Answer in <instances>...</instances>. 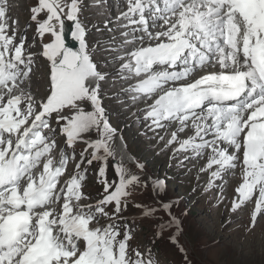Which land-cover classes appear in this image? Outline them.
Masks as SVG:
<instances>
[{
	"label": "snow or ice",
	"instance_id": "snow-or-ice-1",
	"mask_svg": "<svg viewBox=\"0 0 264 264\" xmlns=\"http://www.w3.org/2000/svg\"><path fill=\"white\" fill-rule=\"evenodd\" d=\"M30 11L39 36L51 37L42 51L50 65L49 92L39 99L22 87L32 71L33 55L26 53V36L17 38L16 29L9 30L6 0H0V264H145L138 251L135 259L129 255L130 232L118 240L117 226L101 227L98 216L108 215L102 206L112 202L119 213L125 190L138 183V177L117 165L119 183L109 193L113 185L102 166L98 176L108 194L94 206L84 205L79 203L84 175L61 184L68 156L62 154L57 161L50 155L56 146L48 119L53 113L57 123L66 121L60 131L69 148L82 134L99 132L100 138L88 143L93 149L89 164L112 155L108 141L115 130L102 107L100 84L108 74L86 43V28L78 18L80 2L37 0ZM65 16L73 22L71 36L78 50L65 44ZM121 18L127 21L123 27L131 30L121 33L119 50L128 59L117 57L122 61L118 73L124 80L140 78L124 91L133 101L159 91L145 111V121L153 131L166 127L164 121L178 124L167 141L179 143L177 152L201 155L210 148L206 168L217 166L210 186L222 173L242 165L243 183L236 189L239 200L233 201L232 210L258 191L250 225L255 227L257 216L264 213V0H127ZM217 66V71L190 80L199 70ZM178 81L188 82L177 86ZM86 103L92 111H84ZM65 109L75 114L69 118ZM189 121L195 136L177 141ZM101 150L104 155H97ZM154 187L162 190L165 182L158 180ZM61 195L62 211L54 215ZM169 207L164 205L165 210ZM173 223L178 227L175 218ZM147 264H153L151 259Z\"/></svg>",
	"mask_w": 264,
	"mask_h": 264
},
{
	"label": "rangeland",
	"instance_id": "rangeland-1",
	"mask_svg": "<svg viewBox=\"0 0 264 264\" xmlns=\"http://www.w3.org/2000/svg\"><path fill=\"white\" fill-rule=\"evenodd\" d=\"M13 1L15 3V5L13 6L14 16L21 22H23V24H25L26 30H29V33L27 35L25 33L26 30H24V32L20 34L19 30H16L17 36L24 35V33L26 35V38H28L29 36H35V33H38L37 25L34 21L31 20V17L27 18V7L30 5L29 7L31 9L32 7L36 6L37 1ZM84 1L85 0H83V2ZM110 1L112 4L110 13L109 11L101 13L102 16L109 13V17L105 21V23H107L106 28L102 31L100 36H94L93 33H91V38H93V43L95 44L94 49L96 52H100V50H102L101 48L103 47H105L103 49H109L108 47L115 46V44H113V39L109 37L108 33L109 29L112 26L117 25L116 22L118 20L115 19L117 18L118 10L115 9V4L112 3L113 0ZM81 9L83 10V8ZM83 12L85 14V11ZM85 20L87 22H84L82 26L86 28V33L90 34L91 31L88 27L89 25H91L90 23H92V20L90 17L85 18ZM20 21L16 22L17 29H20L22 26ZM105 23L102 21L100 23V26L104 27ZM158 23L162 24V22ZM93 26H95V24ZM36 37H40L39 34H37ZM40 39L41 43L39 44V47L42 48L46 40L44 39V37H40ZM87 45L89 46L88 43ZM89 49L91 50L90 46ZM98 56L102 58L105 57L103 52H101ZM37 61L38 60L33 59L32 71L29 73V78L27 81H25V84L22 85V87L25 88V86H27L28 92H31L32 95H36L38 98H43L47 94V87L50 83L48 64L47 62H44L43 59L39 60L38 63ZM105 67L106 69H110L109 73H115V65L109 66V63L106 62ZM206 73L209 72L203 71L201 75H204ZM186 82L188 81H183L179 84H183ZM118 86H120V82H115L110 79L103 84V87L107 88V92L104 94L105 104L103 103L102 107H104L105 109V114L108 120L111 121L109 123L110 127L115 130L112 139L108 141V147L112 152V155L108 156L106 159L93 160V162L95 164H98L102 161L106 162L108 160L107 163L110 164L113 163V159H116L119 160L118 165H121L122 162H125L121 166L127 171L129 176L134 175L138 177L139 182L134 183L133 185H129L125 190L127 195L121 198L120 213H122L123 210V213L125 214H135V211L132 207L137 205L148 206L156 210L157 212L161 200L168 201V199H170L171 201V203L168 204L170 205V207L168 208V214L165 215L159 211L154 221H141L144 227L143 230L138 233V239L141 240L140 243H137L139 244L138 246H142L145 250H151V247L149 245L152 236L151 228L145 227H152L151 223H158L157 225L159 226L161 222L164 226L162 233L159 231L162 230L161 225L156 230L154 229L153 233L158 235L161 234L160 236H164L165 239L169 238L172 241L175 240V235H171V237H169V235L164 232L165 230L170 229L171 218H175V221H177L182 227H184L181 238L186 248L189 250L195 264H264V213H261V215L257 216L255 227H251V217L253 212L255 211L256 201L252 202V204L248 207L239 208L240 210L238 209L236 211L232 210L233 201H238L236 189L241 183H243L242 167L238 173L229 171L227 173H222V179L213 181L210 186L209 182L212 179L211 172L214 171L217 166L212 171H210V169H207L205 167L206 160L209 154L202 156V152L201 156L197 155L195 157L196 154L192 152L190 154L184 155L183 157L185 158L182 160L183 164H185L186 167L190 169L188 173L192 177H178L177 180L180 179V181H176L174 184L172 181H170L172 176L174 174H181H176L179 171L175 170V146H172L170 148V150L175 149V151L173 152L174 155L171 164H169L167 152L162 155H160L159 153H155L161 146H151L150 143L155 142L149 141V139L152 137V135L150 134L151 130L150 128H148L143 132V125L140 121V119H142L141 116L143 113V110L141 111V109L146 107L147 104H138L136 106L128 105L127 107L123 108L120 102L121 99L118 96L120 92L117 89ZM83 107L84 111L86 112L92 111L90 103H86ZM69 112L73 113L75 112V110H69ZM53 123L56 124V120H53ZM57 126L58 124L55 125V127ZM54 129L56 131V128ZM169 129H171V127ZM47 131L48 130H45V132ZM142 133L143 135L141 136ZM156 134H164L165 137L171 138L172 132L166 131V127H163L157 129ZM89 135L93 139V141H96L100 138L99 132L95 129L91 130ZM178 136L181 138L187 137L182 135ZM90 149L91 148L88 147L86 152H88ZM119 149L125 151L124 153L122 150H120V153L124 154L126 156V159H120V156L117 153V150ZM206 153L208 152L206 151ZM129 154H133V156L139 161H145L147 167H144V170L139 171L133 166H128L127 161H129L130 159ZM97 155L103 156V150H101ZM121 157L123 158V156ZM139 164L142 165L140 162ZM167 166L169 171L166 170ZM108 167L109 168L107 172H105L106 178L107 181L113 185L114 181L110 179V165H108ZM201 169L206 170L202 171ZM40 170H42V163L40 165ZM74 170V165H69L68 163V168L66 171L70 172ZM145 171L150 174L151 177H153V182H156L158 180L165 181L164 197L156 198L153 193L155 192L157 196L156 191H163L164 188L162 190L156 188L152 192L150 188L148 189L145 186V180L143 179V175L146 176ZM81 174H83L85 177L81 182L82 199H85V197L90 199L95 195H99L100 197L107 195V193H104V189H102L101 184L97 182L99 179H96L86 173ZM68 175L69 173L66 174L65 172L64 175L59 178L61 184ZM197 175V182L194 184V179ZM117 180L119 181L118 176ZM147 182L149 184V181ZM138 185L144 186L138 187ZM203 186L205 187V193L208 191L209 187L212 189V193L206 195L204 194L202 196L200 190L203 188ZM59 187L60 184H58V188ZM114 189L115 186L110 188L109 193L114 191ZM196 193L197 200L194 201V204L192 205L193 202L190 201L189 197L193 198ZM254 194L255 192L253 193V196ZM185 195H189V197L186 198V200L188 201V206L182 205L185 200ZM172 197L176 198L178 202H176L177 200H172ZM82 199L79 203L85 204ZM56 204L58 205V202ZM57 205L55 206L54 215L58 212ZM189 206L191 207L189 208ZM102 207H104V210L106 213H108V215L99 214V220L104 221L110 215H114L116 212L115 202L104 205ZM111 221H114V219ZM117 239H119V236L117 237ZM172 245L173 247L165 244L164 242H160L158 246H155V248L158 249V257L163 264H175V256L178 255L175 252L176 244L172 243ZM128 246L130 245L128 244ZM167 249H171L172 253H167Z\"/></svg>",
	"mask_w": 264,
	"mask_h": 264
},
{
	"label": "clouds",
	"instance_id": "clouds-1",
	"mask_svg": "<svg viewBox=\"0 0 264 264\" xmlns=\"http://www.w3.org/2000/svg\"><path fill=\"white\" fill-rule=\"evenodd\" d=\"M15 5V3H14V1H13V5H11L10 6V9H9V11H7V16H8V18H9V20H8V22L9 23H11L12 22V20H15L16 22L17 21H20L18 18H16L15 16H14V14H13V6ZM30 6V5H29ZM27 7V18H29V16H30V12H29V9H30V7ZM88 17H90L91 18V12L90 13H86V18H88ZM91 20H92V18H91ZM93 20L95 21V22H97V23H101L103 20H107L104 16H102V15H94L93 16ZM85 22V21H84ZM87 22V21H86ZM20 23L22 24V26H21V28H20V30H19V34L20 33H23L24 32V30H26L25 29V24H23V22H21L20 21ZM89 23V22H88ZM92 24V23H91ZM150 30H156L155 29V27H151V29ZM157 31V30H156ZM26 35L29 33V30H26ZM25 33H24V35H25ZM37 34L38 33H35V36H29L28 38H26V40H25V49H26V53H31L32 55H33V59H36V60H38L37 61V63L39 62V60H41V59H43V61L44 62H47V64H48V71H49V73H50V65H49V62L46 60V58H44L43 56H42V51H43V47L42 48H40L39 47V44L41 43V39H40V37H36L37 36ZM25 35V36H26ZM17 38H19V36H17ZM44 39L46 40L45 42H44V44L45 43H48V42H50V39H51V37H50V35L49 34H45V36H44ZM85 39H86V42L89 44V46H90V42H89V36H87V37H85ZM119 43H121L120 42V40H115V46H111V51H106V52H104L105 54H107V53H111V55L109 56V57H107V58H102V57H99L98 55L101 53V52H96L95 50H91L94 54H95V56H94V59H95V61L100 65V67L107 73V74H109V75H112L113 76V78H114V81L115 82H120V86H118V90H123L124 91V89L127 87V85L129 84V83H132V82H134V81H136L137 79H139V78H133V79H131V80H124V79H122L121 77H120V75H119V73H118V69H119V67H120V64L122 63V61H120L119 59H117V57L118 56H122L123 54H124V51H121V50H119L117 47L119 46ZM149 43H152V41L151 42H149ZM116 49L115 51L113 50V49ZM127 60V58L125 59V61ZM124 61V62H125ZM106 62L107 63H109V66H112V65H115V67L116 68H114L115 70H114V74L113 73H109V70L110 69H106V67H105V65H106ZM33 67V66H32ZM108 70V71H107ZM48 73V74H49ZM107 81V80H106ZM105 82V81H104ZM50 84V83H49ZM25 89L27 90V86H25ZM47 94H48V92H49V85H48V87H47ZM47 94L44 96V97H46L47 96ZM34 97H36V98H38L36 95H33ZM39 98H42V97H39ZM138 103L139 104H143V105H145V104H147L148 106H146V107H144V108H142V109H144L145 111H146V109L150 106V105H152V102H145V101H142V100H139L138 101ZM121 106H123V108L124 107H127L128 105H125V104H123V105H121ZM141 109V110H142ZM66 110V114L68 115V117L69 118H71V116L72 115H74L75 114V112H73V113H70L69 112V109H65ZM65 110H63L64 112H65ZM54 117H55V113H53L52 114V117H49L48 119L50 120V127L51 128H56V131H55V134L53 135V139L55 140V143H56V146L52 149V152H51V156L53 157V159L54 160H59L60 159V157H61V155L62 154H64V155H67L68 156V163H69V165H74V167H75V169H77V167H76V165L77 164H79L80 166H83L84 164H86V163H88V160L89 159H84L83 158V160H82V158H81V153H84V157H85V149L86 148H88V143L89 142H93V139L90 137V135H89V133H90V131L88 132V133H84V134H82L81 135V137L80 138H78L77 139V141L69 148L68 147V145H67V138H66V136L65 135H63L62 133H61V131H60V129H61V126H63L64 125V123L62 122V120L59 122V123H57V121H56V124H54L53 123V120H55L54 119ZM107 118V117H106ZM108 119V118H107ZM140 121L142 122V125H143V132H144V130H147L148 128H150V123L148 122V121H144L143 120V117H142V119H140ZM108 122H111L110 120H108ZM162 123H164L165 125H166V131H171V132H176V130H175V124H171L170 126H171V129H169L168 128V122L167 121H164V122H162ZM58 124V126L57 127H55V125H57ZM149 124V125H148ZM146 125H148V128L146 129L145 127H146ZM47 133V132H46ZM119 134V133H118ZM151 135H152V137L149 139V141H155V142H151L150 144H151V146H161L155 153H159L160 155H162V154H164L165 152H167V157H168V159H169V164H171L172 163V158H173V155H174V151H175V149H171L170 150V148L172 147V146H175L176 144H175V142H173L171 145H168L167 144V141L169 140V139H171V138H167V137H165V135H162V134H155V133H153V132H151L150 133ZM143 135V133L141 134V136ZM161 137H163V139H161ZM60 144V145H59ZM59 145V146H58ZM175 148H176V146H175ZM92 149V148H91ZM120 150H122V149H119V150H117V153L119 154V156H120ZM124 153H125V151L124 150H122ZM188 154H190V153H188ZM124 155V154H123ZM129 156H130V159H129V162H131L130 164H129V166H133V167H135V168H137V167H140L139 169V171H142V170H144L143 168L144 167H147L146 166V162L145 161H139L138 159V161L142 164V165H140L138 162V165L139 166H135L134 165V163H133V161H132V159H134L135 157L133 156V154H129ZM197 156V154L195 155V157ZM203 156V155H202ZM183 158H185V157H183ZM194 158V157H193ZM120 159H126V156H125V158H121L120 157ZM167 159V160H168ZM135 160V159H134ZM207 162V161H206ZM68 163H67V165H66V168H65V172H66V174H68L69 173V175L67 176V178L62 182V184H64L65 183V181L66 180H69L70 178H71V176H72V174H73V172L74 171H66L67 170V168H68ZM174 165H175V170H178L179 172H177L176 174H180V175H173L172 176V178H171V180L170 181H172L174 184H175V182L176 181H180V179L179 180H177V178L178 177H183V176H190V177H192L188 172L190 171V169L189 168H187L186 167V165L185 164H183V162H180L177 158H176V155H175V163H174ZM215 166V165H214ZM214 166H213V168L212 169H210V171H212L213 169H214ZM205 167H206V165H205ZM216 167V166H215ZM90 171H91V174H89V175H91V176H93L94 178H96V173H97V170H98V164H95L94 162H92L91 164H90ZM241 169V168H240ZM166 170L167 171H169L168 170V166L166 167ZM239 172V171H238ZM237 172V173H238ZM159 173V172H158ZM145 174H146V176L145 175H143V179L145 180V186L149 189H151V191L153 192L155 189H156V187H154V185H155V183L156 182H153V177H151L150 176V174H148L146 171H145ZM160 174V173H159ZM164 178V177H163ZM197 178H198V175L195 177V179H194V184L197 182ZM147 181H149V184H148V182ZM165 182V181H164ZM144 186V185H143ZM201 191V193H202V196L205 194H211L212 193V189L209 187V189H208V191L205 193V187L203 186V188L200 190ZM154 193V195H155V197L156 198H159V197H164L165 196V187H164V190L163 191H156V193H157V196H156V194H155V192H153ZM198 193V192H197ZM197 193L194 195V197L193 198H191V197H189V195H185V200H184V202H185V204H184V202H183V204L182 205H186V206H188V201L186 200V198H188L189 197V199H190V201H192L193 203H192V205L194 204V201H196L197 200ZM259 198V192L257 191L255 194H254V196L250 199V200H248V201H246L240 208H244V207H248V206H250L251 204H252V202H254V201H256L257 199ZM172 200H177L176 198H174V197H172L171 198ZM237 200H239V197H238V194H237ZM176 202H178V200L176 201ZM62 203H63V196L61 197V200L58 202V205H57V207H58V212L55 214V215H58L61 211H62ZM73 203H75V202H73ZM171 203V201H170V199H168V201H165V200H161L160 201V203H159V209L157 210V212H162L163 211V213H165V215L166 214H168V209L167 210H165L164 209V205L165 204H170ZM55 205V206H56ZM198 205V204H197ZM191 206H189V208H190ZM240 210V209H239ZM144 221V219L143 218H141L140 219V217L139 216H137V218L135 219V220H133V222L132 223H129V224H124V225H127V228L128 229H131V231H132V233H133V235L135 236L134 238H135V240H136V247H131V246H128V252H129V255H130V257L132 258V259H135L136 257H135V252H139L140 254H141V257L144 259V261H145V264H147V261L149 260V259H151V261L153 262V264H163L162 263V261L159 259V257H158V254H156V252H153L152 251V248H151V250H145L142 246H138L139 244H137V241H138V243H140L141 242V240H139L138 239V237H139V235H138V233L139 232H141L142 230H143V227H144V225H143V223L141 222V221ZM146 228L147 227H149L150 228V226H145ZM155 237L152 235L151 236V242H149V245H150V247H152V240L154 239ZM129 244V243H128Z\"/></svg>",
	"mask_w": 264,
	"mask_h": 264
},
{
	"label": "trees",
	"instance_id": "trees-1",
	"mask_svg": "<svg viewBox=\"0 0 264 264\" xmlns=\"http://www.w3.org/2000/svg\"><path fill=\"white\" fill-rule=\"evenodd\" d=\"M85 10H86L87 13H90V7H86ZM141 186H143V185H138V187H141ZM132 208L135 211V214L133 213V215H127V216H139L140 219L143 218L145 221H148L149 220V221L152 222V221L155 220L156 216L158 215V212H156V210L153 211V212H151L150 215H145V211L146 210H152V208H150L148 206L137 205V206H134ZM162 213H163V211H162ZM168 213H169V211H168ZM163 214H165V213H163ZM172 222H173V218H172L171 223H170V229L165 230L164 232L167 235H169V237H171V235H175V244H176V246H175V252L178 255V256H175V264H195L194 261H193V259H192V256H191L189 250L186 248V246L183 243L182 238H181L182 233L184 231V227H182L179 223H178V227H177ZM157 224L151 223V226L152 227H150L151 228V234L155 237L152 240V243L153 244H152V247L151 248H152V251L153 252H156V254H158V249L155 248V246L156 245L158 246L160 244V242H164L165 244L173 247V245H172L173 241L172 240H170L169 238H166L165 239L164 236L163 237L160 236L161 234L158 235V234L153 233V230L154 229L156 230L158 227H160V225H162L161 222H160L159 226ZM118 230L120 232V235L119 236H120L121 239H123V235H124V233L126 231L130 232L131 239L128 241V243H129V245L131 247H136V240L134 238L135 236L133 235L131 229H128L124 225L123 227L118 228ZM159 231L161 233L163 232V230H159ZM162 239H163V241H162ZM137 243H138V241H137ZM192 244H194V243H192ZM181 248L184 249L183 252L180 251ZM166 252L169 253V254H171L172 253V250L171 249H167ZM185 256L187 257V259H185Z\"/></svg>",
	"mask_w": 264,
	"mask_h": 264
},
{
	"label": "bare ground",
	"instance_id": "bare-ground-1",
	"mask_svg": "<svg viewBox=\"0 0 264 264\" xmlns=\"http://www.w3.org/2000/svg\"><path fill=\"white\" fill-rule=\"evenodd\" d=\"M112 3H114L115 4V9L117 10V9H125L126 7H127V0H113L112 1ZM158 29H160V30H164V29H166V26H164L163 28H158ZM158 31V30H157ZM119 37H121L120 35L118 36V38ZM111 41V40H110ZM129 47H132V46H129ZM118 49H119V46L117 47ZM218 70V66L217 67H209V68H205V69H202V70H199V73L197 74V73H194L193 74V77H191L190 78V80H192V79H194V78H198L200 75H201V73L203 72V71H208V72H213V71H217ZM206 74H208V73H206ZM139 79H137V81H138ZM181 82H183V81H179V82H176V84H177V86H179L180 84L179 83H181ZM156 94V93H155ZM159 95V94H158ZM148 106V105H147ZM143 110V111H142ZM141 111L143 112L142 113V115H145V110L144 109H142ZM140 111V112H141ZM139 112V113H140ZM245 115H247V113L245 114ZM175 124V123H174ZM171 126L170 125H168V128H170ZM175 127H176V131H178V124H175ZM165 128V127H164ZM195 131V129L192 127V122L191 121H189L188 122V126L185 128V130L183 131V132H178V135H182V136H188V137H192V136H195V134H193V132ZM205 139H212V137L211 136H207V137H205ZM197 140H198V138H197ZM118 144V143H117ZM116 144V145H117ZM221 147H224V145L223 144H221ZM229 151H232L231 149L229 150ZM121 156H123V158H125V155H123V154H120V157ZM201 156V155H200ZM122 158V157H121ZM202 159V158H201ZM113 161V163L115 162V160L113 159L112 160ZM199 163H200V161H199ZM242 167V165L241 164H239L238 163V166L235 168V169H231V170H229V172H238L239 170H240V168ZM257 192V191H256ZM255 192V193H256ZM226 202H227V200H226ZM226 204H228V203H226ZM230 205V204H229Z\"/></svg>",
	"mask_w": 264,
	"mask_h": 264
},
{
	"label": "water",
	"instance_id": "water-1",
	"mask_svg": "<svg viewBox=\"0 0 264 264\" xmlns=\"http://www.w3.org/2000/svg\"><path fill=\"white\" fill-rule=\"evenodd\" d=\"M66 13V11H65ZM65 19V31H64V39H65V44L67 47L72 48L73 50H78L79 49V43L76 40L72 39L71 33L73 31V22L67 21L66 16L63 17Z\"/></svg>",
	"mask_w": 264,
	"mask_h": 264
}]
</instances>
